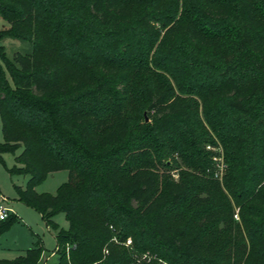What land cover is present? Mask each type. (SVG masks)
Segmentation results:
<instances>
[{"label":"trees","instance_id":"1","mask_svg":"<svg viewBox=\"0 0 264 264\" xmlns=\"http://www.w3.org/2000/svg\"><path fill=\"white\" fill-rule=\"evenodd\" d=\"M178 8L0 0V40L32 44L0 54V156L23 148L11 174L29 178L17 198L55 231L57 264H131L115 236L171 264H264V0H182L162 31ZM182 94L202 100V117ZM205 121L226 150L223 186L206 173ZM179 160L201 175L181 170L175 181ZM60 170L69 177L56 194L36 190ZM16 221H0V233ZM44 250L38 238L1 264H39Z\"/></svg>","mask_w":264,"mask_h":264},{"label":"rangeland","instance_id":"2","mask_svg":"<svg viewBox=\"0 0 264 264\" xmlns=\"http://www.w3.org/2000/svg\"><path fill=\"white\" fill-rule=\"evenodd\" d=\"M182 12V0H179V8L176 14V18L173 21H168L166 28H162V31L166 30L168 27L172 26L180 17ZM8 23L0 16V30L6 26ZM161 27L160 22H154V25ZM158 44V43H157ZM157 44L154 48H152L149 52L148 58L150 64H152L153 59L158 60L161 59V56L157 54ZM4 49V50H3ZM32 50V44L26 40L16 39L12 37H6L0 40V54L5 52L9 58H13V56L17 52L28 53ZM178 61L181 63L183 58H178ZM0 62L1 56H0ZM3 63V62H2ZM5 67V65L3 64ZM153 66V65H152ZM6 69V68H5ZM7 71V70H6ZM156 71L161 72L165 75L171 84L175 87L174 80L167 74L165 71H161L156 69ZM8 73V72H7ZM8 77L10 78L9 74ZM71 79V78H70ZM184 97H192L196 99L199 103V113L202 117L203 110V102L196 95H185ZM137 111H133L132 114H136ZM144 119L142 118L141 122H149L150 116L149 113L144 110L142 112ZM134 116V115H133ZM206 129L209 131L212 141H208L204 145V149L209 153V157L212 161V166L206 170V173L213 176L214 179L218 180L223 186L224 177L226 175L228 169V163L226 159V150L222 141L215 136L212 132L211 128L208 126L205 121ZM4 142V135L2 130V121L0 115V144ZM23 150L20 147L15 154L13 153H2L0 156V200L2 196L8 200L10 205L14 208L13 214L17 215V221L10 225L5 231L0 233V264L2 260H13L17 256L24 254L22 252L23 249L30 248L33 246L35 241L38 238L41 239L42 244L45 248L41 261L39 264H57L58 263V255L56 254V233L53 229H51L41 213L33 209L32 207L26 205L22 201L17 198V186L25 187L27 184V180L29 175L25 174H11V170L16 165L15 156L20 154ZM173 160V159H169ZM188 171L194 172L195 174H200L201 172L194 170L193 168L187 166L182 163L181 160L177 161L172 165V168L169 170V173L174 178L175 181H179L180 179V171ZM69 177L68 170H60L50 174L41 184L36 187V190L40 193L47 194H56L59 190V187L63 184V182L67 181ZM223 188V187H222ZM234 219L241 223V215L240 208L234 205ZM54 220L58 223L60 228L68 229L69 222L66 219V215L64 212L57 213L54 217ZM113 240L118 245L122 246L124 249H127L132 255L133 262L131 264H146L156 261L159 264H171L168 261H164L160 256L156 253H152L150 250L138 252L135 250V246L133 243L132 236H128L125 241H120L118 237H114ZM69 245H66V252L68 251Z\"/></svg>","mask_w":264,"mask_h":264},{"label":"built area","instance_id":"3","mask_svg":"<svg viewBox=\"0 0 264 264\" xmlns=\"http://www.w3.org/2000/svg\"><path fill=\"white\" fill-rule=\"evenodd\" d=\"M13 213L12 208L6 203V199L2 197L0 200V221L5 220Z\"/></svg>","mask_w":264,"mask_h":264},{"label":"crops","instance_id":"4","mask_svg":"<svg viewBox=\"0 0 264 264\" xmlns=\"http://www.w3.org/2000/svg\"><path fill=\"white\" fill-rule=\"evenodd\" d=\"M0 195H1V193H0ZM2 197H3V196H2ZM6 203L8 204V206H9V207H11V208H12V211L14 212V208H13V207L10 205V203L8 202V200H6ZM35 242H36V241H35ZM33 245H34V244H33ZM56 247H57V246H56ZM27 249H28V248H26V249H23V250H22V252H24V253H25Z\"/></svg>","mask_w":264,"mask_h":264}]
</instances>
